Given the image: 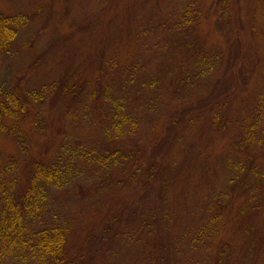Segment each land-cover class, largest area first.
Returning a JSON list of instances; mask_svg holds the SVG:
<instances>
[{
  "label": "rangeland",
  "instance_id": "rangeland-1",
  "mask_svg": "<svg viewBox=\"0 0 264 264\" xmlns=\"http://www.w3.org/2000/svg\"><path fill=\"white\" fill-rule=\"evenodd\" d=\"M0 12L21 23L0 51V100L43 98L9 118L1 165L19 176L41 149L46 167L73 171L40 187L25 219L27 236L66 230L48 263L264 264V0H0ZM170 114L181 132L161 174L127 181L125 154L146 155ZM14 173L1 174L10 191ZM18 252L8 264L37 261Z\"/></svg>",
  "mask_w": 264,
  "mask_h": 264
},
{
  "label": "trees",
  "instance_id": "trees-1",
  "mask_svg": "<svg viewBox=\"0 0 264 264\" xmlns=\"http://www.w3.org/2000/svg\"><path fill=\"white\" fill-rule=\"evenodd\" d=\"M17 19L16 17L12 19L11 16L0 12V51L6 49L15 38L16 28L14 26L21 24ZM240 41V38L236 36L230 42L231 47L228 53V62H232L233 60L236 64L244 60V52L240 50L242 49L240 46H242L243 42L240 44ZM229 78L234 79V76L231 75ZM244 78L242 76V80ZM211 92V96L206 98V100H200L198 104L206 108L208 104L215 103V101L211 102L210 100L217 98L218 94H215L214 91ZM21 96V92L10 90L5 93L4 99L0 100V133L3 131L11 132V130H18L15 124H10L12 120L9 118L18 120L33 110L34 107L26 103L28 98L35 101L34 104L36 105L43 101L42 97ZM54 107V105H50V110ZM36 120L37 122L39 121L37 116ZM162 124L161 133L149 139L147 147L141 145L139 141L136 142L137 151L144 147L145 149L143 148V151L147 153L146 155L142 154L141 156L140 153L125 154L126 161L122 163V166H127L123 169L122 176L127 177V181L131 179L130 172L132 174L134 173L133 176H135L139 174L140 169L142 171H150L149 178L143 181L147 182V184L153 182L152 180L155 179L157 174H161V167L168 161V156H170L174 148L175 140L177 137H180L181 132V128H177L181 122L176 120V116L172 114L166 116ZM176 124H178L177 127ZM86 152L85 154L90 153V151ZM42 154L43 151L41 149L38 152L36 150L34 153L31 152L25 158L23 171L19 176L18 174L15 175L14 171L17 169H14L11 165L9 170L14 173L13 176H10L11 187H13V183L17 181V178L21 183L20 186L17 184L15 191L13 189L10 191L3 187L5 185L1 181V174L9 170L7 171V167L3 168L0 162V264H8L7 260L20 255L18 251L22 249H28L34 253L36 251L38 252L37 261L33 264H50V261L48 263L49 255H52L53 260L59 259L60 255L56 256V251L61 252L64 249L65 229L61 230L56 226L51 228H36L30 230L27 236L28 230H26L27 224L25 219L27 218L29 206L32 201H41L46 196L44 192H40V187L48 185L58 188L63 178L65 183L71 179L73 172L71 165H66L65 163L63 166L56 167L54 162L52 164L55 167H46L42 161V156H44ZM90 155L87 156L90 157ZM118 156L119 152L115 151L112 155L111 162L114 163L117 159L122 158V155ZM88 157L84 160V163H88L89 165ZM101 157H98V160H96L98 164L100 161L110 159L107 157L104 160H100ZM72 163L70 162L69 164ZM84 170H86V166Z\"/></svg>",
  "mask_w": 264,
  "mask_h": 264
}]
</instances>
